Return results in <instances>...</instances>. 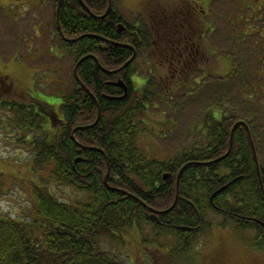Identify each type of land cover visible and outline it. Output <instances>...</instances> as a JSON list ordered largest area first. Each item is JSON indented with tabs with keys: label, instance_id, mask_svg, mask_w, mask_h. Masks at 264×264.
Listing matches in <instances>:
<instances>
[{
	"label": "trees",
	"instance_id": "trees-1",
	"mask_svg": "<svg viewBox=\"0 0 264 264\" xmlns=\"http://www.w3.org/2000/svg\"><path fill=\"white\" fill-rule=\"evenodd\" d=\"M53 2L55 33L62 38V45L74 56L75 64L87 57L76 69L77 78L72 71L73 90L62 94V115L57 112V127L52 126L48 132L41 129L32 112L22 104L14 105V127L23 132L24 142L32 150L27 164L29 179L16 180L29 187L30 210L23 220L0 213V264H124L100 246L103 242H122V232L142 224L171 230L184 242V250L190 248L197 235L209 231L213 222L210 214L220 216L239 231L253 232L254 240L262 243L264 167L255 128L260 132L264 129L258 123L260 114H264V41L260 35L251 37L255 29L251 20L256 16L249 1H235L237 12L229 20L235 27L232 43L245 44L221 56L230 64L226 75L203 84L212 88L207 96L213 101L197 127L202 146H185L174 157L165 159L150 158L137 147L136 138L139 126L147 123L139 118L146 115L153 101L161 102L166 95L177 94L157 77L172 48L167 30L170 24L162 25L158 35L151 8L136 19L138 24H129L117 11L114 0L104 18L100 16L106 12L109 0H61L57 14L58 0ZM120 24L125 27L123 31L119 30ZM77 38L80 39L75 42L63 40ZM120 45L134 49V60L115 74L104 72L117 70L131 58L132 50ZM132 75L144 78L141 87H135ZM252 75L260 85L250 80ZM117 79L127 85L123 98L122 89L107 84ZM180 88L185 93L192 90L186 96L195 90L182 84ZM231 97L240 109L230 107ZM97 106V123L77 130L72 137L74 128L95 122ZM239 121L247 125L251 134L262 188L243 125L235 128L229 154L209 164L226 153L231 129ZM50 123L47 120L51 127ZM40 129L48 135H33ZM90 147L100 152L87 149ZM105 157L109 167L106 185ZM187 163L191 164L180 175L175 206L166 214L157 215L158 222L151 220L149 209L162 211L171 206L176 176ZM164 174H169L166 180L162 179ZM3 175L0 171L2 180ZM47 183L74 189L82 198L73 204L60 201ZM253 218L260 225L252 222Z\"/></svg>",
	"mask_w": 264,
	"mask_h": 264
},
{
	"label": "rangeland",
	"instance_id": "rangeland-1",
	"mask_svg": "<svg viewBox=\"0 0 264 264\" xmlns=\"http://www.w3.org/2000/svg\"><path fill=\"white\" fill-rule=\"evenodd\" d=\"M144 1L114 0V3L125 21L132 24L136 19L143 17ZM235 1L237 0H216L209 4V21L213 23L214 30L208 34L207 41L210 46L217 49L219 55L224 56L231 48L239 50L245 44L236 46L232 43L235 27L229 20L237 12ZM11 2L12 6L8 8L0 4V54L4 59L14 54L9 59L17 62L20 67L13 72L18 75V85L26 89L33 87L31 93L38 95L48 106L55 107L60 116L62 94L69 93L74 88L72 79L74 56L68 54L61 38L55 33L54 2L53 0ZM251 21L256 29L251 36L252 39L254 35H260L264 41V25L253 19ZM20 23L21 28L18 26ZM32 28L40 34L38 38L33 36L37 33H33ZM244 64L249 67L248 63ZM163 65H166V62ZM216 65L218 68L212 71L213 75L224 76L229 72L230 64L227 61H216ZM213 66L214 63L211 61L208 67ZM255 70L256 68L253 69ZM159 76L166 78L164 83L167 85L174 84L167 81L169 75L164 66L159 67L157 77ZM249 78L260 85L261 82L255 76ZM132 79L136 88L144 83L142 77L133 75ZM211 80L214 78L208 82ZM204 83L206 82L199 84L187 82L189 88L193 86L195 89L191 96H186V90L181 89L177 94L164 95L161 102L154 100L146 115L139 118L147 123L139 126L137 147L150 158L165 159L174 157L185 146H202L203 139L200 138L197 127L205 109L213 101L207 96L212 88L206 87ZM236 103L237 100L231 97L230 107L235 105L240 109ZM260 118L258 123L263 127L264 114L261 113ZM0 121H7V117L1 112ZM50 124L51 127L46 121L43 130L48 132L54 128L52 127L54 122ZM43 130L33 131V135L44 138L48 134L43 133ZM259 130L255 128L259 159L264 167V129L262 132ZM24 138L23 132L20 133L16 127H11L10 130L0 129V171L4 173L0 185L5 182L0 186L3 188L0 191V213L19 220H23L30 210L29 187L23 182L20 184L16 182L29 179L30 176L27 164L32 150L26 145ZM47 185L50 186L51 183ZM50 187L60 201L68 204L82 198L80 193L66 186ZM210 219L213 222L209 231L197 235L190 248L184 250V242L179 241L171 230L150 224L133 225L125 233L122 232V242L113 244L103 242L100 248L112 252L111 256L124 264H264V244L253 242L251 231L232 228L228 222H224L215 214H210Z\"/></svg>",
	"mask_w": 264,
	"mask_h": 264
},
{
	"label": "flooded vegetation",
	"instance_id": "flooded-vegetation-1",
	"mask_svg": "<svg viewBox=\"0 0 264 264\" xmlns=\"http://www.w3.org/2000/svg\"><path fill=\"white\" fill-rule=\"evenodd\" d=\"M212 1L216 0L144 1L143 5L145 12L142 14H146V10L151 8L153 11L151 15L152 22L157 26L155 30L158 35L161 34L162 25L166 22L170 24L167 30L170 33L172 48L164 61L166 65H163L164 68L167 69V74L169 75L167 76V81L174 83L168 85L170 89L173 88L178 92L184 89L180 88L181 84L186 88L188 87L187 82L190 81L199 84L200 82H208L211 78L217 79L221 77L220 75H213L212 71L217 70L218 65H216V61L221 62L222 55H219L217 49L210 46L207 41L208 34L212 33L214 30L213 23L209 21V4ZM248 1L251 4L254 16H256V18L252 17V19L264 25V0ZM0 4L4 8L12 6L11 0H0ZM260 9L261 11H259ZM135 21V24L139 23L137 20ZM18 26L21 28V23ZM32 30L33 33H37V35L34 34L33 36L38 38L40 34L35 31L34 28H32ZM12 56H14V54ZM12 56L4 59L0 54V112L4 113L7 117V121H0V129L10 130L11 127L14 128L15 122L13 121L12 110L15 104H22L26 107L28 112H32L36 116L37 125L41 129L47 120L54 122L53 126L57 127L59 118L56 108L48 106L41 101L38 95H33L31 93L33 87L32 89H26L18 85V75L13 74V72L20 67L17 62L9 59ZM211 61L214 63L213 68L208 67ZM132 77L133 75L131 76V81L134 82ZM164 79L166 78L159 76L160 81L165 82ZM118 81L117 79L112 82H107V84H114ZM120 81L125 84L123 80ZM35 83L36 82H34V84ZM114 87L117 86L114 85ZM191 88L194 89L193 86ZM187 91L186 94L191 93L192 90ZM91 97L93 98V96ZM251 221L260 225V222L254 218L251 219ZM252 234V239H255L256 237L253 232ZM253 242L258 241L253 240ZM262 243L264 244V241Z\"/></svg>",
	"mask_w": 264,
	"mask_h": 264
},
{
	"label": "water",
	"instance_id": "water-1",
	"mask_svg": "<svg viewBox=\"0 0 264 264\" xmlns=\"http://www.w3.org/2000/svg\"><path fill=\"white\" fill-rule=\"evenodd\" d=\"M60 2H61V0H58V5H57V8H56V14H57V12H58V8H59V4H60ZM110 6H111V0H109V4H108V8H107L106 12H105L102 16H100V18H104V17L106 16L107 12H108L109 9H110ZM87 11H88V10H87ZM88 12H89V11H88ZM124 29H125V27H124L123 25L120 24V25H119V30L123 31ZM59 33L61 34L60 29H59ZM78 39H80V38H77V39H74V40H68V39H63V40H65L66 42H75V41H77ZM120 46L125 47V48H129L130 50H132L133 53H132L131 58H130V59H129L124 65H122L120 68H118L117 70L109 71V72L103 70L104 72L115 74V73H117V72L123 70L127 65H129V64L134 60V58H135V56H136V53H135L134 49H133L132 47L128 46V45H120ZM86 57H87V56H86ZM86 57L81 58V59L76 63V65L74 66L73 74H74V77H75V78H77V75H76V69H77L78 65H79L84 59H86ZM90 57L93 58V59L97 62V59H96L94 56H90ZM97 64L99 65L98 62H97ZM101 69H102V68H101ZM114 85L117 86V87H119V88H121V89L123 90V96L121 97V98H123V97L127 94V88H126V85H125L122 81H120V80H119L117 83H114ZM87 93H89V92L87 91ZM97 109H98V106H97ZM99 116H100V112H99V109H98V115H97V118H96L95 122H94L93 124H91L90 126H84V127H76V128H74L73 131H72V137H73L74 133H75L77 130H82V129H86V128H88V127H93V126L97 123V121H98V119H99ZM237 125H243V126H245V127L247 128L248 138H249V142H250V145H251V148H252V152H253V156H254V162H255V165H256V169H257V175H258V178H259L260 187L262 188V186H261V180H260L259 162H258L257 154H256V151H255L254 143H253V140H252L251 134H250V132H249V129H248L247 125H246L243 121L236 122V123L234 124V126L232 127L231 132H230V137H229V146H228V149H227L226 153H225L223 156L219 157L218 159L209 162V164H212V163H215V162L221 161L222 159H224V158L229 154L230 149H231V146H232L233 133H234L235 128H236ZM79 146H80V148H84V149H86V147H84V146H82V145H80V144H79ZM87 149H90V150H94V151L100 152V150L97 149V148H92V147H90V148H87ZM80 160H81V159H77L76 161H80ZM105 161H106V164H107V171H106V174H105V176H104V183H105V185H106V184H107V183H106V180H107V177H108V171H109L108 162H107L106 157H105ZM190 164H191V163H187V164L183 165V166L180 168V170H179V172H178V174H177V176H176V182H175V183H176V186H175V197H174V200H173L171 206H170L169 208H167L166 210H162V211H156V210H153V209H149L150 212H151V215L149 216L151 220H154L155 222H158V219H157V217H156L157 215H163V214H166L167 212H169V211L175 206V204H176V202H177V199H178V184H179L180 175H181L182 171H183L188 165H190ZM168 177H169V174H164V175L162 176V179H163V180H166ZM222 190H223V188H221V189L217 190L216 192H214V193L211 195V198H210V199H212L215 195H217L218 193H220ZM118 191L121 192V193H124V194L128 195V194H127L126 192H124V191H121V190H118ZM129 196H130V195H129ZM263 196H264V192H263ZM182 229H183V230H186L185 228H182Z\"/></svg>",
	"mask_w": 264,
	"mask_h": 264
}]
</instances>
